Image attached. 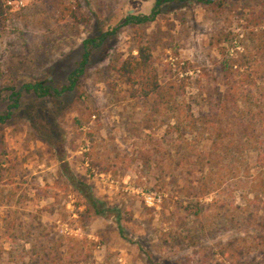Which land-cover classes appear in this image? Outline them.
I'll return each instance as SVG.
<instances>
[{
    "label": "rangeland",
    "instance_id": "rangeland-1",
    "mask_svg": "<svg viewBox=\"0 0 264 264\" xmlns=\"http://www.w3.org/2000/svg\"><path fill=\"white\" fill-rule=\"evenodd\" d=\"M154 5L155 0H27L0 26V115H6L0 121V264H26L33 247L43 257L41 246L60 251V264H229L218 248L242 232L217 218L211 230L189 238L196 221L185 210V189L199 177L194 152L178 151L160 117L147 115L152 100L131 99L112 65L135 54L142 39L161 83H182L180 95L195 113L215 114L235 128L232 101L224 94L238 74L223 70V61L238 53L264 92V0L172 1L150 22L122 24L127 14H148ZM115 27L87 47L83 72L64 90L82 60L83 41ZM28 82L61 93L37 97L22 91L18 106L9 108L12 90ZM208 146L204 142L194 151ZM77 178L120 209L126 238L114 215L86 210L71 183ZM147 194L158 203H146ZM254 202L263 223L264 196Z\"/></svg>",
    "mask_w": 264,
    "mask_h": 264
},
{
    "label": "trees",
    "instance_id": "trees-1",
    "mask_svg": "<svg viewBox=\"0 0 264 264\" xmlns=\"http://www.w3.org/2000/svg\"><path fill=\"white\" fill-rule=\"evenodd\" d=\"M172 1L185 0H155L150 13L127 14L122 24L139 26L150 22L160 13L163 4ZM195 1L207 4L214 0ZM17 12L5 7L3 0H0V26ZM116 30L117 27L95 39L83 41L85 50L82 60L79 67L70 74L69 86L64 87V90L71 89L77 74L83 72L90 55L87 47L93 44L97 46L104 36ZM135 50V54L119 57L113 63L112 67L119 81L131 99L144 103L152 100L149 103L150 108L146 111L147 115L160 117V124L167 126L165 132L175 136L178 151L185 147L194 152L192 167L195 169L199 166L197 184L191 186V189H185V210L196 221L189 229V238L204 232L205 229L211 230L216 225V219L221 218L220 225L242 232L241 236H234L219 246L218 254L223 262L264 264V222L262 223L256 215L258 207L254 204L256 199L264 196V92L258 89L257 81L251 76L250 70L245 69L239 61L238 53L233 61L225 59L223 70L230 73L235 68L233 71L238 74V79L233 81L229 91L224 94L232 101L230 115L236 120L235 128L229 127L215 114L195 113L180 95L183 92L182 83L173 79L163 83L159 81L151 49L142 39L136 41ZM260 83V88L264 89V80ZM22 91L33 92L37 97L61 93L42 82L24 83L19 90H12V103L9 108L18 106ZM220 99L223 105V99ZM222 110L226 117L228 113L224 108ZM5 117L6 115H0V121ZM75 120L80 125L79 119ZM204 142L209 143L207 150L194 151ZM182 156L186 158L185 155ZM190 173L188 171V174ZM71 183L82 198L86 210L89 209L96 216L114 215L120 236L126 238L120 222V209L97 198L85 180L72 179ZM205 198L209 200L205 201ZM237 198L242 199L243 203H236ZM203 219H206L205 223L201 222ZM48 249L52 250L41 246L45 253L43 257H39V251L33 247L29 251L32 255L26 264H60V251L54 249L49 252Z\"/></svg>",
    "mask_w": 264,
    "mask_h": 264
},
{
    "label": "built area",
    "instance_id": "built-area-1",
    "mask_svg": "<svg viewBox=\"0 0 264 264\" xmlns=\"http://www.w3.org/2000/svg\"><path fill=\"white\" fill-rule=\"evenodd\" d=\"M27 0H3L4 6L12 11L21 10L26 6ZM146 203L155 205L159 199L155 198L154 194H147L144 196Z\"/></svg>",
    "mask_w": 264,
    "mask_h": 264
}]
</instances>
